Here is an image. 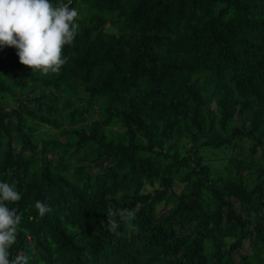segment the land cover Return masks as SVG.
<instances>
[{
    "label": "trees",
    "instance_id": "1",
    "mask_svg": "<svg viewBox=\"0 0 264 264\" xmlns=\"http://www.w3.org/2000/svg\"><path fill=\"white\" fill-rule=\"evenodd\" d=\"M72 7L79 29L58 73L0 47V181L21 195L6 202L21 215L10 258L264 264V162L218 167L203 154L242 137L264 159V0ZM109 208L133 210L136 227L110 232Z\"/></svg>",
    "mask_w": 264,
    "mask_h": 264
},
{
    "label": "clouds",
    "instance_id": "2",
    "mask_svg": "<svg viewBox=\"0 0 264 264\" xmlns=\"http://www.w3.org/2000/svg\"><path fill=\"white\" fill-rule=\"evenodd\" d=\"M73 0H0V47H13L20 64L31 71L47 75L58 73L66 63L63 49L71 46L77 35L79 12L72 7ZM21 199L14 184L0 181V264H28V258L17 254L10 258V248L16 242L21 215L8 203ZM35 208L43 217L51 209L37 201ZM119 217V221L117 220ZM135 213L130 209L108 210L107 229L115 233L119 222L130 228Z\"/></svg>",
    "mask_w": 264,
    "mask_h": 264
},
{
    "label": "rangeland",
    "instance_id": "3",
    "mask_svg": "<svg viewBox=\"0 0 264 264\" xmlns=\"http://www.w3.org/2000/svg\"><path fill=\"white\" fill-rule=\"evenodd\" d=\"M38 92L35 91V94ZM19 96H25V93L20 95L18 91H15V98L17 99ZM15 98L11 97L10 95H7L5 99L3 100V104L6 107V110H9L11 107L17 108L18 101L15 100ZM25 98H29L28 96H25ZM78 103H81L83 105V102L80 100ZM99 117V116H98ZM100 119V117H99ZM232 125L236 126L237 128L241 129L242 124L240 123V120L237 116L233 119ZM231 130V127L228 128V131ZM264 140V138H263ZM251 148L252 144L248 142L247 140H244L242 137H236L235 140L231 143L229 147L221 148V149H210V150H203V154L207 155V158L214 159L217 163H219L218 167H222L223 165L227 164L228 162L235 165L237 161H244V162H250L251 159L254 161L257 160V163L264 162V159H260V152L258 151L257 155H254L253 158L251 156ZM93 172V171H92ZM243 177L250 181L252 178V172L246 171L245 174L242 171ZM253 179V178H252ZM176 189H180V186H177ZM144 191H150V187H146ZM170 207L169 205H160L158 207L159 213H162L166 210H168ZM244 247L248 253L251 252L250 249V241H245ZM255 254L260 255L261 250L257 249Z\"/></svg>",
    "mask_w": 264,
    "mask_h": 264
}]
</instances>
